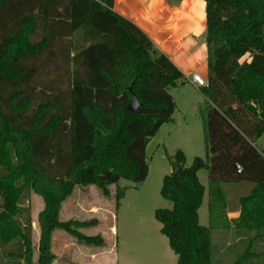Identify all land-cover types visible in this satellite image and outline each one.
<instances>
[{"label":"trees","instance_id":"trees-1","mask_svg":"<svg viewBox=\"0 0 264 264\" xmlns=\"http://www.w3.org/2000/svg\"><path fill=\"white\" fill-rule=\"evenodd\" d=\"M112 1L0 0V245L18 243L16 264H52L57 229L102 247L101 235L80 232L98 221H61L62 203L76 186L108 197L120 179L143 182L146 145L172 120L167 88L183 83V74ZM205 2L206 159L185 167L183 153L174 155L177 170L160 188L171 208L154 213L177 264H212L211 227L198 216L200 169L208 172L210 215L224 202L220 184H252L239 199L237 227L264 237V150L254 145L264 132V0ZM129 86L139 102L134 112L126 109ZM28 191L43 201L35 261L30 221H18ZM249 247L232 264L264 256Z\"/></svg>","mask_w":264,"mask_h":264},{"label":"rangeland","instance_id":"rangeland-1","mask_svg":"<svg viewBox=\"0 0 264 264\" xmlns=\"http://www.w3.org/2000/svg\"><path fill=\"white\" fill-rule=\"evenodd\" d=\"M244 59H248L247 56ZM53 75L45 77L50 81ZM59 84L67 87L66 80ZM44 84L43 90L51 88ZM58 87V88H59ZM197 86L186 81L175 87H168L174 101L172 120L164 123L150 138L145 148L148 174L145 180L136 184L120 179L109 187V196H104L95 186H76L63 202L59 212L61 221L78 220L98 223L87 229H80L85 235H101L102 247L86 246L61 229L51 235V251L55 256L52 264H177V257L161 233V224L155 219V210L171 208V202L160 195L162 180L174 164V155L181 151L185 157L184 166L192 164L195 157L206 159L203 116L208 102ZM37 103L36 99L33 101ZM264 144V134L258 145ZM204 186L203 202L198 209L199 223L211 227L212 264H232L249 247L254 253L264 252V237L251 239L256 232L243 233L237 227L240 211V184H220L224 202L216 205L213 215L209 213L208 172H197ZM123 197L116 200V193ZM0 198V212L1 208ZM21 213L18 217L24 223L30 221V238L33 260L37 258L39 227L37 217L43 208L42 198L32 191L21 198ZM18 243L13 241L0 245V264H16ZM243 264H264L263 255L249 256Z\"/></svg>","mask_w":264,"mask_h":264},{"label":"crops","instance_id":"crops-1","mask_svg":"<svg viewBox=\"0 0 264 264\" xmlns=\"http://www.w3.org/2000/svg\"><path fill=\"white\" fill-rule=\"evenodd\" d=\"M205 8V0L112 1V10L135 24L188 83L193 73L207 78ZM263 134L254 143L259 151L264 150V144L258 145ZM238 184L240 197L252 187L250 182Z\"/></svg>","mask_w":264,"mask_h":264},{"label":"water","instance_id":"water-1","mask_svg":"<svg viewBox=\"0 0 264 264\" xmlns=\"http://www.w3.org/2000/svg\"><path fill=\"white\" fill-rule=\"evenodd\" d=\"M128 90H129V102L126 105V109L128 111L134 112L138 108L139 102L136 98L135 93L132 91L131 86L128 87ZM176 170H177V167L175 164H173L171 172H174Z\"/></svg>","mask_w":264,"mask_h":264},{"label":"built area","instance_id":"built-area-1","mask_svg":"<svg viewBox=\"0 0 264 264\" xmlns=\"http://www.w3.org/2000/svg\"><path fill=\"white\" fill-rule=\"evenodd\" d=\"M190 83L194 84L197 87L207 86L206 79L202 78L198 73H193L189 78Z\"/></svg>","mask_w":264,"mask_h":264}]
</instances>
